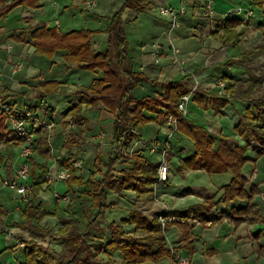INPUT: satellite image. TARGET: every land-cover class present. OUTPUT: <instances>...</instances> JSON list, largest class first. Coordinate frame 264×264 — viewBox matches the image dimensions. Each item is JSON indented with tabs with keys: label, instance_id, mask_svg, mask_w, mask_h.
<instances>
[{
	"label": "crops",
	"instance_id": "1",
	"mask_svg": "<svg viewBox=\"0 0 264 264\" xmlns=\"http://www.w3.org/2000/svg\"><path fill=\"white\" fill-rule=\"evenodd\" d=\"M11 1L12 0H7V2L4 3L3 0H0V3L9 4ZM150 1L152 6L156 0ZM177 2L179 3V0H177ZM213 3L215 10L212 17L208 18V22L202 15L200 7H196L195 2L189 4V7H187L189 16L186 17V20L191 24L189 25L188 32L191 37L197 39H200L198 35L201 33L207 34L208 36L204 35V37L210 38L215 44V46H212L207 51V56L209 58L213 57L206 63L208 67H219L221 69L234 66L235 69L237 68V71H235L233 75L219 71L221 74H219L218 77L216 76L217 78L225 77L231 86L230 90L235 92L236 96L229 98V102L220 107V101L223 99L216 95L217 88L215 81L217 78L213 74L205 72V68L197 70L188 68L189 70H186L187 73L183 74L177 66L171 63L168 49L169 23L167 19L163 18L167 23L166 29H164L160 36H153L148 43L141 44V46L147 45V51H142L140 46V54L138 57L136 56V58L130 56L128 53V56L134 61L136 70L142 72L146 77V81L135 90V97L137 99H142L144 97L163 95V87L165 85L178 81H181L185 87L191 89L195 81H197L198 90L208 93L212 97V101L209 107L203 110V113L208 116V121L206 123L196 124L195 122H190L202 127L214 138V148H218L224 140L223 142H226L231 148L240 147L245 149L244 157L247 159V162L242 167L241 172L246 179V192L249 195V193L253 191V194L248 200L235 199L228 204L224 203V187L229 184L231 174L229 172L210 174L204 169L171 168L170 161L173 154L170 149L168 155L165 157L168 164L166 180L158 185L153 184L152 193L150 195L142 199H136V194L131 191H124L121 193L110 192V198L109 196L108 198L113 203V207L108 210L110 214H112L116 208L120 207V202H127L129 204V209L126 210L123 217L118 219L111 218L110 222L119 224L121 219L127 218L132 210L140 212L145 219L152 220L165 211L185 212L204 201L211 200L214 206L208 213L203 215L200 214L195 219L186 221V223L191 226L189 234L193 236V239L189 241L188 244H186V242L183 243V229L180 228L177 223L167 228L166 239L169 245L175 250V253L185 256L191 264H264V151L259 153L258 150L255 149L252 140L250 141V145L247 146L246 141L235 132V127L250 107L251 100L264 98V25L261 24V11L257 9L258 11L256 12L255 9L249 8L253 11L252 19L245 20L242 15L235 17L240 19V23L234 28L237 35L236 40H221L219 33L222 32H219L217 34L218 36L213 34L216 24L228 18L227 13L235 8L217 7L214 0ZM150 9L151 7L147 11ZM13 10H20L22 23L8 30L0 26V45L5 43L8 46L6 51L0 50V60H5L3 67L0 68V104L5 103L11 105L21 113L30 114V119L26 121V129L32 133L34 139L38 140L40 135H46L50 147V156L47 159L37 155L35 156L41 164H44L48 168V172L56 165L57 167H61L58 161L67 158L81 160L82 170L77 171L78 175L84 176L86 172H93L97 154L101 153L104 145L108 143L104 139L103 132L100 135L91 136L92 134L90 131L92 130V126L90 128V120L85 116V112L95 108L100 111L101 119L108 115L103 111L102 105H100L101 103H97L96 106L92 108L90 106H84V119L82 124V126L85 127L84 132L78 131V127L75 125L72 126L65 123L67 120L65 116L67 111L79 102L80 96L77 95L76 92L80 89L89 88L93 80L89 81V78L86 77L82 82L80 78L88 71L66 63L60 51H56L50 59L38 55L35 52L29 36L30 31L40 25L49 27V23L46 24L41 20V16H44V7H42L40 2L34 8L17 6L8 13ZM127 10L133 12L134 17H132L131 20L136 21L139 15H145V13H147V11L137 12L131 9ZM3 16L0 17V20ZM56 22L57 24H55V26H60L58 20H56ZM202 26L206 28L203 30L201 28ZM57 31L61 33L58 29ZM164 35L168 36L165 38ZM162 36L164 40H162ZM204 37L200 39V42L204 41ZM151 43H160L163 45L164 50L160 56L156 57L152 54L149 47ZM172 43L178 48L179 56L185 60V65L193 61L192 54L195 52H186L183 48H179V45L174 43V41H172ZM98 45L99 42H95L93 37H91V49L94 52H100L96 50ZM230 48H232V50L235 49V55L234 58L228 59L227 49L229 50ZM29 49L33 50L32 55H29ZM17 57L22 58L18 61L23 63V68L16 74H12L11 68L17 62L15 61ZM137 58H139V62ZM30 60L36 62H49L51 65L50 70L44 75L39 73L31 77L32 68H30L31 66H29V64L27 65ZM6 68H10L8 74L6 73ZM24 69H26V72L22 73ZM61 72H63L64 75L77 72L75 74L77 81L72 82L67 80L63 74H60ZM19 73L22 75H19ZM5 78L6 81L2 83ZM44 82H57L59 91L47 97L41 103V100L38 98L39 85ZM19 88L25 89V92L21 94V96L24 97L23 99L28 101L33 100L34 104H31V102L21 104L18 100ZM245 93L248 94V96H246ZM61 94L66 98V106L62 113L56 114L55 108L47 106V101ZM17 103L22 107H16ZM191 103L196 106L193 101H191L190 104ZM147 117L150 121L135 129L137 138L132 141L128 151L135 152L145 157V159H148L151 163L160 165L162 162L160 151H150L148 144L156 143L157 145H161L166 133L170 129L165 121L162 122V120L158 119L155 115L148 114ZM114 120L115 115L110 113V134L112 132L111 126L113 129ZM50 122L54 123V127L47 129L45 125ZM38 127H41L40 132L36 130ZM105 129L109 130L107 126ZM175 133L179 132L175 131L173 136ZM109 147L110 149L112 147L111 138ZM13 148L15 147L8 146L1 149L0 152L2 150L8 152V150ZM6 159L9 160V157H6L5 160ZM130 166L131 164L129 162L118 160L113 168L114 174L120 176L121 173L129 169ZM246 166L250 167V169H244ZM100 167L104 169V165L101 163ZM3 170L6 172L7 178L13 174L12 168L8 171L5 170V168H3ZM177 179H180L179 183H176ZM58 183L47 185V187L44 186L45 190L40 193L39 200L45 203L46 206H48L49 203L42 199L43 195L48 192L52 196ZM74 188L76 187L74 186ZM76 189L81 190L79 187ZM70 198L72 200L71 210L67 209L65 211L64 206L61 209L59 205L56 210L57 205L52 196L53 204L51 203V205H53V211L47 208L48 215L45 216L40 223L42 227L52 228V232L55 231L53 232L54 235L51 232L53 235L52 237L56 236L55 234L60 228V219H68L71 217L72 219L80 221V223L85 219L84 213L87 211L89 201L79 193ZM248 201L254 203L258 215H253L251 217H236L232 215L231 208L241 209L246 207ZM16 211H20V201L17 203ZM59 211H63V215L65 216L59 218ZM92 216L93 215L90 214L88 218L91 219ZM105 217L106 214L104 218ZM47 218H49L48 221L46 220ZM235 219L244 221L235 224ZM250 219L251 222H247L248 220L250 221ZM101 221L102 220L98 222L97 226L89 230L88 234L91 241L97 238L99 241L103 239V237H96V233H99L96 230H98L99 226L103 225L100 223ZM4 224H7V216L4 220ZM85 225L84 223V226ZM122 227L126 233H133L132 225H123ZM16 228L19 230L18 236H21L18 238L23 240V242L31 239L28 232L21 230L18 226ZM25 238L27 239L24 240ZM58 242L59 245L55 247L49 245L47 242H42L44 245L41 244L43 246L47 244L50 249L55 248V251L60 252L61 242ZM117 254L119 253H110L108 250H104L102 253L98 254L96 258L101 260L99 264H115L116 262L117 264H122V256L120 255L121 257L119 258L121 259H119ZM167 259L169 261L168 264H171L172 260L170 258ZM22 263H24V260L19 264Z\"/></svg>",
	"mask_w": 264,
	"mask_h": 264
},
{
	"label": "trees",
	"instance_id": "2",
	"mask_svg": "<svg viewBox=\"0 0 264 264\" xmlns=\"http://www.w3.org/2000/svg\"><path fill=\"white\" fill-rule=\"evenodd\" d=\"M39 1L12 0L9 4H3L0 7V17L20 5L34 8ZM251 2L261 11V24L264 25V0H251ZM195 4L196 7H199L198 2ZM150 7V0H125L107 25L105 32L108 37L105 52H94L91 49L92 31L74 30L59 33L55 28L40 25L29 33L31 44L38 55L50 59L56 51H60L63 53L62 56L66 63L73 64L82 70L100 73L99 78L93 79L89 88L76 92L80 96L79 102L67 111L65 123L75 125L78 127V131L84 132L85 127L82 126L84 106L92 108L97 103H101L104 108L115 115V120L111 137V157L104 165V169L100 167L101 160L98 153L94 162V171L90 172L88 179H85L83 175H78L77 170H71V177L65 182L67 189L64 193L70 197L79 193L89 201L83 220L86 225L81 228L80 221L71 217L60 219V228L55 237H52V228H44L40 225L42 219L48 215L46 204L39 200L40 193L45 190L44 186L48 185L46 182L48 168L41 164L35 156L47 159L50 156V147L46 135L42 134L38 140L34 139V153L28 157L30 176L28 183L32 186V191L28 200L23 202L25 204L21 210L22 221L16 224L21 230L31 235V239L24 242V247L21 249L26 264H99L95 261V257L104 250H108L110 253L118 252L122 256V264L157 263L166 258L173 259L166 239V230L172 223H168L162 228L157 217L147 220L135 210L130 211L128 217L121 219L119 224L109 223V240L105 244L94 243L88 234L89 230L104 219L106 211L113 207V203L108 198L110 192L131 191L136 194V199L145 198L152 193L159 165L151 163L135 152L122 154V150H127L132 141L137 138L135 129L150 121L147 117L148 114L155 115L162 122L172 115L177 119L176 131L192 139L194 153L182 161L180 169H204L210 174L226 172L231 174L229 184L224 187V203L228 204L235 199L248 200L253 194V191L249 195L246 192V179L241 172L247 162L244 157L245 149L231 148L226 142H223L224 140L218 148H214V138L205 129L193 124L178 111L177 103L180 97L190 94V88L178 81L165 85L163 95L142 99L135 97V90L146 81V77L142 72L136 70L134 61L128 56L121 12L126 8L145 12ZM205 20L208 22V17H205ZM239 23L240 19L226 18L216 24L213 34L217 35L222 32L219 33L221 40L235 41L237 35L234 28ZM201 28L204 30L206 27L202 26ZM222 78L226 81L228 97H222L220 107L227 104L229 98L236 96L235 92L230 90L229 81L225 77ZM58 91L57 82L40 83L38 98L42 103L47 97L58 93ZM245 95L248 96L246 93ZM191 101L200 109L206 110L212 97L208 93L196 90L192 94ZM24 120L27 121L28 118H24ZM36 130L40 132L41 127ZM235 132L246 141L247 146L252 140L259 153L264 151V98L251 100L250 107L236 125ZM21 141L22 139L10 129L8 116L0 112V145L7 144L16 148ZM71 159L59 160L58 164L61 167L69 168ZM118 160H124L131 164L130 168L123 171L120 176H116L113 169ZM74 186L81 190H77ZM71 201L70 198L67 209L71 208ZM213 206L211 200H207L185 212H168L167 215L192 220L200 214L208 213ZM57 208L58 205L56 210ZM231 213L236 217L258 215L256 206L249 201L247 206L241 209L231 208ZM90 214L93 215L91 219L88 218ZM6 216L7 212L0 204V225L4 224ZM242 221L244 220L235 219L234 223L239 224ZM247 222H251V219ZM177 224L183 229V243L188 244L193 239V236L189 234L190 224L186 222ZM123 225H132L133 233H126ZM45 237H52L61 242L62 249L57 260H54L49 247L43 246L37 241ZM173 251L175 252L174 249ZM2 253L3 251L0 252V255Z\"/></svg>",
	"mask_w": 264,
	"mask_h": 264
},
{
	"label": "rangeland",
	"instance_id": "3",
	"mask_svg": "<svg viewBox=\"0 0 264 264\" xmlns=\"http://www.w3.org/2000/svg\"><path fill=\"white\" fill-rule=\"evenodd\" d=\"M88 1H94L95 5L93 8H89L87 5ZM125 0H40L39 2L42 4V7H44L43 15L41 16V20L45 22L46 24L49 23V28H56L61 33H66L74 30H81V31H92L93 34L91 37H93L95 42H99V45L97 46V51L105 52L107 49V39H106V28L109 24L110 19L112 16L122 7V4ZM215 5L217 7H227V8H242V9H249L253 8L257 12V8L252 4L251 0H214ZM3 2H7V0H3ZM2 3H0V7H2ZM157 5H166V6H173L177 7L179 3L177 0H156L154 5L151 6V9L145 13V15H139L138 20H131L132 17H134L133 12L124 9L121 12V20L123 23V30L125 35V40L127 43V53H129L130 56H133L136 58L140 54V46L143 43H148L150 38L153 36H157L164 31L167 27L166 20L163 18H160L156 12ZM20 7H26L20 5ZM189 7V6H187ZM213 9L215 10V7L213 5ZM216 12V11H215ZM40 13V12H39ZM5 16V17H4ZM2 19L0 20V26L4 27L6 30L9 28H13L14 26H17L19 23H22V19L20 18V10H13L7 15H4ZM189 16V11L187 10V14L185 18L181 19V26L178 29H175L169 33V37L174 43L179 45V48H183L186 52H195L192 54L193 61H190L185 65V69L189 70L188 68L192 70H197L200 68H205V72L209 74H213L215 77L221 73L225 72L227 74H235V71H237V68L235 67H229V68H219V67H208L207 62L212 59L213 57L209 58L207 55V51L212 47L215 46L213 41L208 38L204 37L208 36L207 34L201 33L200 39L204 37V41L200 42V39H197L195 37H191L189 35V25L191 24L186 20V17ZM56 20L60 23V26L56 27ZM162 26H161V25ZM168 29V28H167ZM195 32V30H194ZM168 35H164L166 38ZM218 36V35H217ZM162 40H164L162 36ZM7 44L2 43L0 45V50L6 51ZM216 49V48H215ZM33 54V50L29 49V55ZM61 54H63L61 52ZM228 59L234 58L235 55V49L232 50L230 48L227 49ZM45 57V56H44ZM47 58V57H45ZM22 58L17 57L15 58V61L20 62L18 60H21ZM48 59V58H47ZM5 60H0V68L3 67V63ZM137 61L139 62V58H137ZM31 66L32 68V74L31 77L34 75H38L39 73L45 74L48 70H50V63L40 61L36 62L33 60H30V62L27 63V65ZM73 65V64H71ZM26 66V65H25ZM62 68V67H61ZM63 70V68H62ZM10 71V68H6V73L8 74ZM64 71V70H63ZM86 74L80 78V80L83 82L86 77L89 78V81L93 79L99 78L98 71H90L87 70ZM26 69L22 73H25ZM193 72V71H192ZM77 72L72 74H66L64 75L63 72L60 74H63L67 80L76 82L77 77L75 76ZM19 75H22L19 73ZM30 77V78H31ZM216 77V78H217ZM6 81V78L3 79L2 83ZM195 85V84H194ZM19 95L18 100L21 102V104H26L27 102L31 104H34L33 100H26L23 99L24 97L21 96L23 92H25V89L19 88ZM66 98L61 94L59 96H56L54 98H50L47 101V106L55 108V113H62L65 106H66ZM191 102V101H190ZM188 104L189 112L186 115L187 119L189 121L195 122L196 124H204L208 121V116L203 113V110L200 109L197 106H194V104ZM19 103V102H18ZM16 104V107H22L20 104ZM101 105V104H100ZM103 111L108 115L107 117L101 119L100 118V111L96 110L95 108L86 111L85 116L88 120H90V128L92 126V130L90 133L91 136H97L100 135L102 132L104 133V139L107 141L108 144H105L102 152L100 154V160L102 165H106L109 157H110V138L112 137V132L110 134V112L101 106ZM84 117V116H83ZM114 123V122H113ZM9 125V123H8ZM107 126L106 130L105 127ZM111 126V131H112ZM8 147V145H0V150ZM194 143L191 138L186 137L182 134L175 133V135L171 139V153L173 154V157L170 161L171 168L174 169H180L181 163L186 158H189L191 155H193ZM20 146L6 151H1L0 153V167H4L5 170H10L12 168L13 172H15V169L18 164H21L24 162V159L19 156ZM2 155V156H1ZM6 157H9V160H5ZM6 161V162H5ZM156 161V160H153ZM57 167V165H56ZM244 169H250V167H245ZM173 170V169H171ZM90 173L86 172L84 174V178L88 179ZM95 177L97 174H94ZM0 176L2 178H7L6 172L3 170V168H0ZM177 176V174H176ZM179 178V177H178ZM180 179H177L176 183H179ZM28 181H30V176L28 177ZM56 191L58 192H65L66 191V184L63 182H60L56 186ZM72 197V196H71ZM110 198V194H109ZM42 199L45 202H48L49 205L46 206L49 208L50 211L52 210L53 205V199L52 196L47 192L43 195ZM21 200V197L17 195L14 191H12L8 187H2L0 186V202L3 206V208L7 212V224L0 225V252L3 251L2 255L0 256V264H19L23 262L24 256L22 254V250L16 246V240L23 241L19 239L18 236L19 230L16 228L17 224H19L22 221L21 216V210L24 208L25 203H20V211H16L17 203ZM55 202V201H54ZM192 202V201H190ZM56 204V203H55ZM57 205V204H56ZM61 209L64 206V210L68 208V205H59ZM129 209V204L127 202H120V207L116 208L112 214H110V211H106V217L100 222L103 225L99 226L98 230H96L99 233H96V237H103L99 241V239H95L93 242L98 244H105L109 240V231L107 224L110 222L111 218H121L125 215L126 210ZM71 210V209H70ZM63 211L58 212V217H64ZM47 221L49 218L46 219ZM115 220V219H114ZM85 222H81V228L84 227ZM55 230V229H54ZM7 231L11 234L10 236L7 235ZM55 232V231H53ZM52 234L54 235V233ZM31 236V235H30ZM29 237V236H28ZM23 239V237H22ZM25 238L24 240H26ZM30 240V239H29ZM27 241V240H26ZM40 243H48L49 245H52L53 247L58 246L59 242L55 238H49L45 237L43 239L37 240ZM42 243V244H43ZM44 245V244H43ZM48 245V246H49ZM46 244V247H48ZM59 249V247H58ZM62 249V247H61ZM51 254L54 258V260H57L58 254L61 252L55 251V248L50 249ZM117 257H121L120 254H117ZM121 259V258H119ZM95 261L97 263H100V259L95 257ZM168 259H163L157 263H143V264H168ZM114 264V263H112ZM117 264V262L115 263Z\"/></svg>",
	"mask_w": 264,
	"mask_h": 264
},
{
	"label": "built area",
	"instance_id": "4",
	"mask_svg": "<svg viewBox=\"0 0 264 264\" xmlns=\"http://www.w3.org/2000/svg\"><path fill=\"white\" fill-rule=\"evenodd\" d=\"M198 2L201 13L204 17L211 18L214 9H213V0H179V5L177 7H173L171 5H157L156 12L159 17L167 19L169 23V32L174 29H177L181 26L180 20L183 19L187 14V6L190 3ZM87 5L89 7H93L95 5L94 1H88ZM242 15L245 20L252 19L253 11L250 9H242L237 8L233 9L232 11L227 13L228 18H235L237 16ZM57 24V22H56ZM168 49L170 52V61L173 65L177 66L181 73L186 74L187 71L185 69V60L179 56V50L175 47L168 37ZM151 52L154 56L158 57L163 52V45L160 43H151L149 45ZM147 45L141 46L142 51H147ZM23 68L22 62H16L12 68V74H16L17 72L21 71ZM1 75V74H0ZM215 85L217 88L216 95L218 97H228L226 94V81L219 77L215 81ZM198 90V82L195 81V85L191 88L190 94H185L180 97L177 103L178 111L183 115L186 116L188 112V104L191 101L192 94ZM0 112L8 116V123L10 129L13 133L22 139L20 143V151L19 156L24 159V162L18 164L15 172H13L12 177L10 178H1L0 177V186L8 187L12 191H14L17 195L21 197L20 202H26L30 196L32 191V186L28 183L29 177V162L28 157L34 153V138L32 133H30L26 129V120L24 118L30 119V114H24L19 112L18 110L14 109L11 105H7L5 103L0 104ZM35 120V119H34ZM176 122L177 119L172 115H169L165 121L169 126V131L166 133L163 143L161 145H157L156 143L148 144L150 151H160V155L162 158V162L160 163L157 171V180L154 185H158L164 180H166V175L168 172V164L165 160V157L168 155V151L171 149V139L173 137V133L176 131ZM47 129H51L54 127V123L50 122L45 125ZM129 153L128 149L122 150V154L126 155ZM71 170H82V162L80 159H71L69 162V168L64 167H56L54 166L46 175V182L48 185L55 184L58 182H67L71 177ZM53 199L57 205L63 204L68 205L70 203V196L64 192H58L56 190L52 193ZM167 211L159 214L157 216L158 221L160 222L162 228L166 226L168 223H184L187 220H184L180 217H175L172 215H167ZM7 235L10 236L11 234L7 231ZM16 246L20 249L24 247L23 241L16 240ZM170 246V245H169ZM171 252L173 254V259L171 264H191V262L185 257L176 254L173 251V248L170 246ZM26 264V263H22Z\"/></svg>",
	"mask_w": 264,
	"mask_h": 264
}]
</instances>
